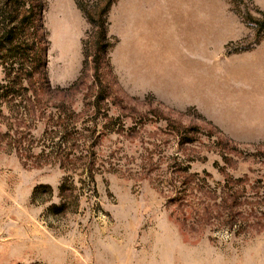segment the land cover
I'll list each match as a JSON object with an SVG mask.
<instances>
[{
    "label": "rangeland",
    "instance_id": "obj_1",
    "mask_svg": "<svg viewBox=\"0 0 264 264\" xmlns=\"http://www.w3.org/2000/svg\"><path fill=\"white\" fill-rule=\"evenodd\" d=\"M161 1L116 0L108 65L89 57L81 76L90 24L74 0H44V68L66 91L40 95L31 116L18 97L0 106V264H264V126L225 112L244 89L241 53L264 47L248 19L264 8L212 0L206 62L172 6L163 24ZM161 61L177 86L161 88ZM195 61L217 70L213 85L185 79Z\"/></svg>",
    "mask_w": 264,
    "mask_h": 264
},
{
    "label": "trees",
    "instance_id": "obj_2",
    "mask_svg": "<svg viewBox=\"0 0 264 264\" xmlns=\"http://www.w3.org/2000/svg\"><path fill=\"white\" fill-rule=\"evenodd\" d=\"M115 1L74 0L77 8L90 24L89 31L82 39L84 59L81 76L89 57L94 63L95 70L102 64L108 65L107 53L113 42L108 35L107 14ZM45 6L44 0H0V61L7 66L2 77L4 81L0 82V106L10 104L15 97H18L21 102H25L23 113L29 116L33 115L35 106L33 102L38 100L40 95L50 97L54 92L66 91L64 88L53 90L49 87L44 68L45 53L48 47L46 32L43 29ZM258 13L261 19L250 15L248 17L256 27L254 44L259 43L264 36V10ZM246 49L241 48L240 50ZM80 78L74 81L72 86H75ZM100 93L101 88L99 87L96 95L98 100L103 98ZM67 141H69V136L65 132L61 144ZM60 147L58 145L57 148ZM54 152L58 159L62 157L57 149ZM59 165L63 166L62 163ZM85 170L90 180L93 181L90 168ZM64 190L65 182H62L58 186L60 202L50 206L51 212L60 213L66 210V201L62 200Z\"/></svg>",
    "mask_w": 264,
    "mask_h": 264
},
{
    "label": "crops",
    "instance_id": "obj_3",
    "mask_svg": "<svg viewBox=\"0 0 264 264\" xmlns=\"http://www.w3.org/2000/svg\"><path fill=\"white\" fill-rule=\"evenodd\" d=\"M254 1L259 7L264 8V0ZM171 6L174 8V14L176 15L175 20L183 25H189L188 30L186 28V31L183 29L181 31L190 34L189 47H192L191 53L194 55L205 54L207 57L206 62L209 61L214 51L210 47H199L197 37L202 36L207 40L209 36L212 37L213 35L214 17L212 12V0H163L161 1V20L163 24L166 22L165 9L171 8ZM241 54L242 57L239 58L238 65L234 68L236 69L235 72L237 75H234L233 79L239 80L238 86L241 85L244 89L241 93L234 92L233 95L235 99L231 100L229 103V105H231V110L229 107V110L225 109V112L229 111L228 114L230 117L234 112H238L239 117L246 120L256 119V121H260V125L264 126V47L257 46L253 49L243 51ZM170 62L171 63L166 62L164 66L161 61V88L177 86L171 82L177 74L169 75L166 73V68L174 70L176 66L172 61ZM200 67L201 64L197 68V61L192 62L190 70L188 68V71H185L188 74L185 79H193L191 81L192 83L193 81H197L198 77L202 76L210 79L209 82L213 85V81L215 80L214 73L217 70L208 65L207 69H203L205 73L200 74L202 72V69L200 71L198 70ZM192 73H195V75H192ZM224 77L229 78V75L228 77L224 75ZM216 78L219 77L216 76ZM182 81L183 82L179 83L178 86L189 84L186 83L187 81L185 80ZM190 85L193 86L194 84ZM213 93L214 91H211L209 94L212 95ZM230 95L232 94L229 93V96Z\"/></svg>",
    "mask_w": 264,
    "mask_h": 264
}]
</instances>
